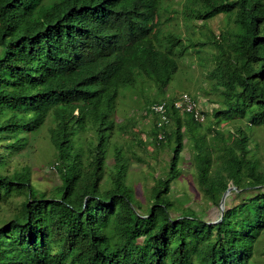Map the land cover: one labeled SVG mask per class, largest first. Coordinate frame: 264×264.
I'll return each instance as SVG.
<instances>
[{
  "label": "trees",
  "instance_id": "trees-1",
  "mask_svg": "<svg viewBox=\"0 0 264 264\" xmlns=\"http://www.w3.org/2000/svg\"><path fill=\"white\" fill-rule=\"evenodd\" d=\"M165 2L0 0V264H255L264 253V165L247 132L264 126V0H186L187 28L201 21L207 39L173 29L172 17L159 28ZM221 13L228 26L217 34L208 21ZM206 44L220 105L210 114V140L199 131L204 122L174 109L167 95L191 47L200 54ZM148 83L159 94L147 104L167 100L171 118L163 138L154 125L153 140L172 156L144 206L127 181L124 148L115 146L109 170L107 155L111 132L131 126L116 121L120 98ZM50 118L61 182L48 192L28 168L2 171ZM235 118L247 128L233 137L213 126ZM86 125L98 135L88 156L77 140ZM186 139L208 202L219 206L231 183L237 187L217 222L170 197ZM17 195L23 199L3 220V205Z\"/></svg>",
  "mask_w": 264,
  "mask_h": 264
},
{
  "label": "rangeland",
  "instance_id": "rangeland-1",
  "mask_svg": "<svg viewBox=\"0 0 264 264\" xmlns=\"http://www.w3.org/2000/svg\"><path fill=\"white\" fill-rule=\"evenodd\" d=\"M185 1L174 0L165 2V0H162V4L165 2L163 7L167 6L170 11L165 12V9L161 6L158 27H162V19L172 17V20L168 22L173 29L176 28L182 34L191 35L194 39L198 37L207 39V35L200 32L201 21L194 24L196 27L187 28L189 26L186 25L182 12ZM208 24L218 34L228 26L227 16L221 13L210 19ZM203 31H207V29H203ZM198 49L201 50L200 54H197L195 48L191 47L190 55L183 61L181 68L170 83L167 95L173 98L183 92L191 93L194 97L201 100L209 111L212 103L214 107L216 105L220 106L217 102L214 103L218 97L211 90L210 71L214 67L212 55L214 48L210 44H206L198 47ZM157 94H159V90L148 83L143 88L139 86L135 89L127 90L120 98L118 110L115 114L116 121L120 125L130 121L131 126L129 131L125 133H121L118 127L111 132V147L107 155V169L109 170L114 162L115 146L124 148L129 164L127 181L134 187L138 201L144 206L148 204L147 199L150 196L152 186L155 184L156 179L165 173L172 156V150L169 147L155 144L152 135V130L156 124L155 118L149 115L145 116L146 108L149 106L146 102L147 97ZM210 112L211 110L208 113L207 121L199 129L200 132L207 134L209 140L212 136L207 129L210 120H212ZM52 121V118H50L41 130L37 132L36 136L31 138L32 144L28 149L12 156L7 169L2 171L3 173L23 171L28 168L32 183L41 191L50 192L60 184L59 174L54 168L57 149L51 141L50 130L53 127ZM213 126L224 130L226 136L233 137V131L236 127L247 128V120L235 118L228 122H222L219 126L217 124H213ZM247 132L251 137L253 151L258 158H261L264 165V126L247 129ZM77 140L84 147L86 156H88L90 149L97 146L98 135L93 126L86 125L79 130ZM185 141L186 147L181 161L182 174L173 182L170 197L177 205L192 206L194 210L203 214L205 219L216 222L222 216L220 205L214 206L208 202L200 190L197 182V170L191 158L192 149L188 140L186 139ZM3 143L4 141H0V146ZM231 186L234 185L231 183ZM234 190L237 189H232L227 195L226 201L229 203L235 200ZM22 199L23 197L20 195L13 196L11 201L3 205L1 209L3 220H8L13 216ZM255 264H264V253L256 257Z\"/></svg>",
  "mask_w": 264,
  "mask_h": 264
},
{
  "label": "built area",
  "instance_id": "built-area-1",
  "mask_svg": "<svg viewBox=\"0 0 264 264\" xmlns=\"http://www.w3.org/2000/svg\"><path fill=\"white\" fill-rule=\"evenodd\" d=\"M173 108L179 110L182 113H188L193 115L194 119L198 122H206L208 118L209 111L213 110L214 105L211 104V108L208 111L207 106L199 99L194 97L191 93L183 92L175 97L172 101ZM218 106V105H216ZM146 113H149L150 117H154L156 121V125L160 128L159 137H165L164 132L162 131V127L169 124L171 118L168 114L167 109V100L159 101L153 103L151 106H148ZM210 112V113H211Z\"/></svg>",
  "mask_w": 264,
  "mask_h": 264
},
{
  "label": "water",
  "instance_id": "water-1",
  "mask_svg": "<svg viewBox=\"0 0 264 264\" xmlns=\"http://www.w3.org/2000/svg\"><path fill=\"white\" fill-rule=\"evenodd\" d=\"M232 189H237V187L236 186H230L226 191H225V193L223 194V196H222V199H221V202H220V208H221V212H222V214L224 213V211H225V202H226V198H227V195H228V193L232 190ZM220 219H222V217H220ZM219 219V220H220ZM218 220V221H219ZM215 222V221H214ZM217 222V221H216Z\"/></svg>",
  "mask_w": 264,
  "mask_h": 264
}]
</instances>
